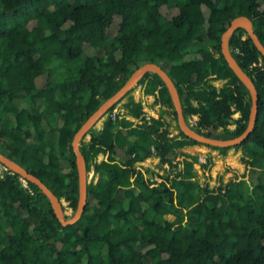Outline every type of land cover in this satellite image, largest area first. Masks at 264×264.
I'll list each match as a JSON object with an SVG mask.
<instances>
[{"label": "trees", "instance_id": "16d2710c", "mask_svg": "<svg viewBox=\"0 0 264 264\" xmlns=\"http://www.w3.org/2000/svg\"><path fill=\"white\" fill-rule=\"evenodd\" d=\"M241 15L264 45V0H0V151L74 211L75 132L149 62L173 80L190 127L218 139L240 135L251 98L224 59L221 36ZM228 47L258 96L252 131L231 146L250 157L246 179L234 174L213 187L198 180V155L183 147L223 155L231 147L186 137L164 81L146 72L79 142L93 172L79 220L63 225L36 184L0 170V264H264V164L249 148L264 159V57L241 27ZM81 56L76 73L53 77L52 59ZM138 86L164 106L158 117L134 99ZM151 157L168 166L160 181L137 168Z\"/></svg>", "mask_w": 264, "mask_h": 264}, {"label": "water", "instance_id": "95a60500", "mask_svg": "<svg viewBox=\"0 0 264 264\" xmlns=\"http://www.w3.org/2000/svg\"><path fill=\"white\" fill-rule=\"evenodd\" d=\"M238 27H241L246 31V34L252 40L253 45L263 57L264 45L261 43V41L253 30L252 20L244 15L233 18L230 21L229 26L221 36V52L224 56V59L226 60L229 67L236 74V76L248 89L251 98L250 115L247 127L240 135L230 139H218L205 136L190 127L183 116L179 95L173 80L158 64L154 62H149L136 68L127 78L124 84L112 96L106 99L75 132L72 139V149L75 154V162L78 174V202L77 207L71 217H68L69 212L63 209L60 199L37 176L28 172L24 167L19 165L14 160L10 159L8 156L4 155L1 151L0 163H2L10 171L19 174L25 180L31 181L36 184L39 187V190L48 197L55 215L63 225H68L76 222L81 218L84 211V207L86 204V186L89 182L87 181V170L85 160L79 149V142L81 138L86 135L88 130L94 126L95 122L100 119L113 104L123 98L146 72L157 73L160 78L164 81L169 92L170 98L172 100L173 106L176 110L177 125L186 137L216 147H231L242 143L254 127L257 116L258 96L253 80L239 66L228 47L229 37L231 36L233 31Z\"/></svg>", "mask_w": 264, "mask_h": 264}, {"label": "crops", "instance_id": "0c3cea01", "mask_svg": "<svg viewBox=\"0 0 264 264\" xmlns=\"http://www.w3.org/2000/svg\"><path fill=\"white\" fill-rule=\"evenodd\" d=\"M223 82H224V80H215V81H213V84H215L216 86H221L223 84ZM132 95L136 101L142 102L143 110H144V113L146 116L158 117L161 114V111L164 109V106H161L159 103L155 102V97L153 95H145L143 93V89L140 86H138L137 92H134V91L132 92ZM124 101H125V99H123L118 104V107L121 106L122 102H124ZM121 110L123 111L122 108H121ZM234 114L236 115V117L233 116L234 118H237L239 116L238 112H235ZM163 116L166 118V120H169V118L166 115H163ZM127 118H129L130 120H134L136 122H140L139 120L134 119L130 116H127ZM171 124H172L171 126L173 127V133H176L177 130L174 129V121H172ZM101 125H102V122L100 125L95 126V128L99 129L101 127ZM183 152H185L188 155H198V162H195L193 164V169L196 172V177L198 178V180L200 182H202V180L204 179L205 176L206 177L209 176V174H211L213 177L216 174H219L220 171L225 170L224 167H226L229 170H232V169L237 170V171H235V170L233 171L236 173H233L232 176L234 174L238 175L239 178H241V176H242L241 174H237L239 172L238 169H240L238 164H232V166L227 167L226 164L229 163V157L232 156V155H227V152H226V154L223 155V154L219 153L218 150L205 148V147L199 146V145L184 146ZM243 154L245 155V152ZM243 154H241L240 157L244 158V160L246 159V161H247V159H249V157L247 155L244 156ZM102 158H103V155L98 156V160H100ZM183 158H184V155H179L177 157V159L179 161H182ZM207 158H210V164H209L208 168H204L203 164L206 162ZM187 159L190 160V157H187ZM151 162L155 166L157 165L156 166L157 170L159 169L160 171H162V172L157 171V176H158V174H160V175L163 174L165 172V169H167V167H168L166 164L160 166L159 160L156 157L147 158L144 161L137 162L136 165H137L138 169H142L144 171L145 168L150 166ZM181 166H182V163H181ZM248 167H249V165L247 164V168ZM230 178L231 177H229L227 180H229ZM158 181H160V178ZM222 182L225 183L227 181H222ZM219 183H221V181H219ZM210 187H213V186H210Z\"/></svg>", "mask_w": 264, "mask_h": 264}, {"label": "rangeland", "instance_id": "374dc122", "mask_svg": "<svg viewBox=\"0 0 264 264\" xmlns=\"http://www.w3.org/2000/svg\"><path fill=\"white\" fill-rule=\"evenodd\" d=\"M195 46L196 45L192 43L191 45L188 46V48H193ZM82 62H83V57L81 56L80 58H77L75 60L52 59V61H50L49 65H50V67L53 68V73H52L53 77H59L60 76V79H62L63 76L65 75V73L68 71L67 69H69L71 72L76 73L78 70V67L82 64ZM137 91H138V87H136L134 89V92H137ZM233 116L236 117L235 114H233ZM104 117L105 116H102L100 119H98L95 122L94 127L100 125L102 120L104 119ZM174 127H175V122H174ZM85 138L86 139L89 138V134H86ZM249 148H251L254 151H257V154L254 156L252 161L258 163L259 165H263L264 159L261 156L262 151L260 149H257V147L252 145V144L249 145ZM242 152L244 153L243 148L231 147L227 151V155H232V156L229 157V163H227L226 165H227V167H230V166H232V164H238L240 169H238L239 172L237 174H241L242 175L241 178L246 179L247 162H246V159L244 160V159H242V157H240L241 154H243ZM156 166L151 162L150 166L147 167L150 171L154 172L153 177H152L153 180H157V179L159 180V178L157 176V171L159 172L160 170L159 169L157 170ZM224 168H225V170L220 171V173L216 174L214 177L211 174H209V176H207V177L205 176L204 179L202 180V183H208L209 186H216L217 184H219V181H221V182L227 181V179L229 177H232V174L236 173V172H233L234 170L237 171L236 169L229 170L226 167H224ZM160 172H162V171H160ZM92 178H93V172L87 171V181H90ZM96 178H97V176H94V179H96ZM62 205H63L64 209L69 212L68 217H71L72 214L74 213V211L72 210V208H70L68 206L67 201L62 200ZM166 217L172 219L173 215L168 214V215H166Z\"/></svg>", "mask_w": 264, "mask_h": 264}, {"label": "built area", "instance_id": "2783aa9c", "mask_svg": "<svg viewBox=\"0 0 264 264\" xmlns=\"http://www.w3.org/2000/svg\"><path fill=\"white\" fill-rule=\"evenodd\" d=\"M117 114H118V113H117V111L115 110V111H113V112L111 113V117H112V118H115ZM2 169H6V167H5V166H0V170H2ZM23 182H24V184H26L25 181H23Z\"/></svg>", "mask_w": 264, "mask_h": 264}]
</instances>
